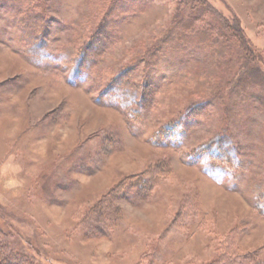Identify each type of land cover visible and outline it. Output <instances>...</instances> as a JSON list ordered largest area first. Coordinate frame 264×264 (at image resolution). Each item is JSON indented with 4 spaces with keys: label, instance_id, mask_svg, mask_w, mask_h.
<instances>
[{
    "label": "rangeland",
    "instance_id": "obj_1",
    "mask_svg": "<svg viewBox=\"0 0 264 264\" xmlns=\"http://www.w3.org/2000/svg\"><path fill=\"white\" fill-rule=\"evenodd\" d=\"M107 1L0 0L3 243L37 255L35 264H209L220 257L243 260L263 254L264 216L253 208L252 188L264 179V111L248 99L253 89L245 88V78L254 66L264 72V0H202L212 12L196 22L195 30L227 19L236 28L239 23L251 45L253 60L223 32L227 55L221 70L211 66L209 50L190 35L184 46L188 52L163 43L171 31L178 37L184 17L196 14V0L185 5L128 0L117 11L122 19L110 29L107 46L91 57V70L72 85L73 53L59 56L63 49L82 47L105 18ZM35 14L46 22L43 41L51 56L40 63L29 61L22 33L30 24L37 28ZM17 18L25 20L17 23ZM153 49L156 64L141 62L143 73L135 78L146 77L151 93L140 116L130 121L114 102L101 104L103 70L146 55V50L152 56ZM216 75L220 89L210 101L207 89ZM192 103L204 105L192 114L180 148L155 149L146 142ZM222 127L241 152V167L217 184L187 161ZM158 158L168 159L172 171L151 200L119 197L106 211L101 199ZM100 207L109 216L98 223L91 210Z\"/></svg>",
    "mask_w": 264,
    "mask_h": 264
},
{
    "label": "trees",
    "instance_id": "obj_2",
    "mask_svg": "<svg viewBox=\"0 0 264 264\" xmlns=\"http://www.w3.org/2000/svg\"><path fill=\"white\" fill-rule=\"evenodd\" d=\"M128 0H108L107 1V14L105 18L102 19L100 25L96 28L91 34L88 35V39L83 43L82 47L77 48V50H62V54L59 56V59H63L67 55H71L70 59L73 62V66L70 71L69 82L74 85L77 76H82L83 73H88L92 68L91 57L97 56L100 54V49L107 46V41L111 37L110 29L113 26H116L118 21H120L121 15L117 13L121 8L125 9L127 6ZM179 4H187V0H178ZM197 5H200V8L197 9L195 15L184 17V22L179 25L180 31L177 35L171 31L165 35L164 44H167L170 49H179L182 52H188L189 49H186L184 46L187 45V37L190 35L192 39L199 41V46H205L209 53H207L209 63L211 66L218 69H222L225 63L223 61V56L225 50H227V43L224 41V34L226 32L229 36V39H236L241 45L242 52L246 55L249 60H253L250 42L247 40L244 32L239 28V23L232 25L229 20L222 19L220 20V25L208 24L207 27L201 28L200 30L196 29V22L201 21L203 16H206L207 12H212V10L207 8L206 3L202 0H196ZM178 4V5H179ZM121 11V10H120ZM213 14V13H210ZM19 15V14H18ZM27 16L26 20H30L31 17L28 15V12L25 14ZM40 16V15H39ZM38 14H35V20H38V23L34 24L37 26L36 29L26 27L25 30L22 29V33L28 43L27 56L29 61L31 60L34 63H39L44 58L50 59L51 56L45 53L46 45L43 41V37L46 36V22L43 24L42 18ZM182 19V20H183ZM25 18H17L16 21L24 22ZM82 37L86 36L84 33ZM203 39V40H201ZM194 40L189 42L193 43ZM221 44V46H220ZM196 45L197 42H196ZM146 47V46H145ZM150 56V51L146 50V55L138 54L134 56L132 61H127L122 66L118 68L108 67L103 70L99 79V88H101L99 102L101 104H112L119 108V110L124 114L130 121L137 119L140 116L141 111L146 107L151 93L149 91V84L146 81V77H141L138 81L135 79L140 72L138 69L141 62L145 64V67H150L155 65L156 51ZM226 54V53H225ZM227 55V54H226ZM250 55V57H249ZM146 60H152L146 62ZM253 65V63H252ZM145 74H143L144 76ZM246 87L253 89L250 96L248 97L251 101H256L259 104V109L264 111V72L257 66L251 68L250 73L246 76ZM212 83L209 89L208 100L211 101L212 98L217 97L220 89V78L219 76H214L211 79ZM243 81V80H242ZM260 91L258 94L257 91ZM215 92V94L213 93ZM216 95V96H215ZM242 95H244L242 93ZM243 96L237 94V99H242ZM204 104H190L183 110L179 117L176 120L168 121L162 124L160 127L156 128L155 131L147 138V141L153 148L165 150L168 148L178 149L182 146L183 140L187 136V130L191 122H193L194 114L199 108H202ZM239 148L235 145L233 136L228 132L226 127H222L212 133V135L205 139L200 145H198L189 155L187 165L190 167L203 168V174L205 177L210 178L213 182L221 184L226 178L238 171L241 167V152L238 151ZM240 158V159H239ZM170 162L166 158H158L149 165L146 166V169L135 176L127 177L110 190V192L101 199L102 205H104L105 210L108 211V208L112 204V199L121 197L126 201L133 200H151V197L154 193V189L160 185L163 181L170 177L172 171ZM233 170V172H232ZM231 174V175H230ZM251 184V183H250ZM252 186V185H251ZM253 195L255 200L253 202V208L262 216H264V179L258 185L253 186ZM103 207H100V210L97 212V209L91 210L92 213H95L94 216L100 223L104 215L109 216V213L103 211ZM111 214H115L114 211H111ZM3 234L0 231V264H35L37 255L23 254L19 251H14L11 247L6 246L5 242L3 243L2 239ZM2 242V243H1ZM225 256V255H223ZM229 258L231 256H228ZM219 258V257H218ZM243 260L232 259L224 261L223 258H219L216 261H213L209 264H246L247 261H252L255 264H264V253L259 254L254 253L253 255H248L243 257ZM258 258V259H257ZM223 259L222 262H219ZM239 260V261H238Z\"/></svg>",
    "mask_w": 264,
    "mask_h": 264
}]
</instances>
